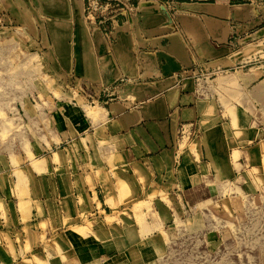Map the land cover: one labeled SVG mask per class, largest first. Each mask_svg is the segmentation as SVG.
I'll return each instance as SVG.
<instances>
[{"label":"crops","instance_id":"crops-1","mask_svg":"<svg viewBox=\"0 0 264 264\" xmlns=\"http://www.w3.org/2000/svg\"><path fill=\"white\" fill-rule=\"evenodd\" d=\"M172 263L264 264V0H0V264Z\"/></svg>","mask_w":264,"mask_h":264},{"label":"rangeland","instance_id":"rangeland-1","mask_svg":"<svg viewBox=\"0 0 264 264\" xmlns=\"http://www.w3.org/2000/svg\"><path fill=\"white\" fill-rule=\"evenodd\" d=\"M162 6H164V3H161ZM89 8V7H88ZM91 10V8L89 10H87L86 16L88 18L89 23L91 24H95V23H99L100 20L102 18H100V15L102 14V11L97 12L96 14H94V12ZM94 21V22H93ZM78 88H82L81 84H76V82L73 83V89H78ZM177 248V247H175ZM174 264V263H172Z\"/></svg>","mask_w":264,"mask_h":264},{"label":"built area","instance_id":"built-area-1","mask_svg":"<svg viewBox=\"0 0 264 264\" xmlns=\"http://www.w3.org/2000/svg\"><path fill=\"white\" fill-rule=\"evenodd\" d=\"M91 8V10L93 11V8L92 7H89V9ZM219 72H215V73H209V74H204V73H201L200 75V78L199 79H209V78H212L213 76H216Z\"/></svg>","mask_w":264,"mask_h":264}]
</instances>
